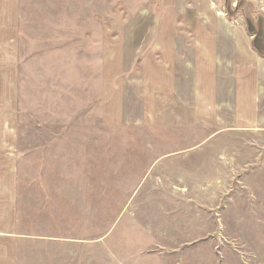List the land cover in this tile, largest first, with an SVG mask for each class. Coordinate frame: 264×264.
I'll use <instances>...</instances> for the list:
<instances>
[{
    "label": "rangeland",
    "instance_id": "rangeland-1",
    "mask_svg": "<svg viewBox=\"0 0 264 264\" xmlns=\"http://www.w3.org/2000/svg\"><path fill=\"white\" fill-rule=\"evenodd\" d=\"M215 1L263 33V3ZM180 12L0 0V185L17 238L0 264H264V131L198 123L145 85L166 87L153 51L206 31L203 11Z\"/></svg>",
    "mask_w": 264,
    "mask_h": 264
},
{
    "label": "crops",
    "instance_id": "crops-1",
    "mask_svg": "<svg viewBox=\"0 0 264 264\" xmlns=\"http://www.w3.org/2000/svg\"><path fill=\"white\" fill-rule=\"evenodd\" d=\"M256 1L264 4V0ZM174 6L182 14L192 7L203 11L206 31L198 33L197 28L193 35H174L164 52L157 47L159 50L153 51L150 58L156 59L155 66L163 71L158 69L157 83L166 87L145 84L147 90L167 91L179 106L188 108L198 123L215 120L226 128L263 132L264 55L253 45L259 42V50L264 49V31L249 35L244 24L225 17L215 0H174ZM146 82L153 84L151 78ZM0 190L5 196H0V217L8 215L0 223V240H16L12 187L0 185ZM14 248L0 242V257L6 251L12 259Z\"/></svg>",
    "mask_w": 264,
    "mask_h": 264
}]
</instances>
